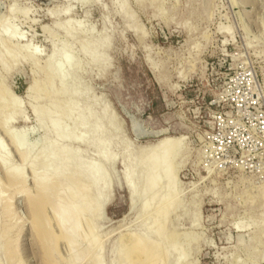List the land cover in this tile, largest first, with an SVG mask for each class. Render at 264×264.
<instances>
[{
    "label": "rangeland",
    "instance_id": "rangeland-1",
    "mask_svg": "<svg viewBox=\"0 0 264 264\" xmlns=\"http://www.w3.org/2000/svg\"><path fill=\"white\" fill-rule=\"evenodd\" d=\"M55 49L70 69L52 68ZM0 57V93L20 103L7 130L16 141L25 133L18 149L0 126L9 168L25 181L0 165V264H264V0H0ZM61 71L64 84L50 81ZM69 97L100 124L60 119L50 135L49 113ZM34 107L46 111L43 125ZM96 131L102 141L87 146ZM54 140L77 156L35 213L37 183L63 173ZM175 143L172 168H158L156 155ZM140 234L146 252L130 253Z\"/></svg>",
    "mask_w": 264,
    "mask_h": 264
},
{
    "label": "bare ground",
    "instance_id": "bare-ground-1",
    "mask_svg": "<svg viewBox=\"0 0 264 264\" xmlns=\"http://www.w3.org/2000/svg\"><path fill=\"white\" fill-rule=\"evenodd\" d=\"M70 10V9H69ZM10 11H13V8H10ZM71 11V10H70ZM55 13H56V11H55ZM54 13V15H56ZM69 13V12H68ZM67 15V14H66ZM51 17V16H50ZM53 17V16H52ZM51 17V18H52ZM56 17V16H55ZM11 24V23H10ZM74 24V23H73ZM72 26V25H71ZM61 27V26H60ZM6 28V27H5ZM11 28V27H10ZM72 28V27H71ZM7 29V28H6ZM12 29V28H11ZM10 29V30H11ZM14 29V28H13ZM75 29V27L73 28V29H67L68 31H67V36H71V37H73L74 36V34H73V30ZM9 30V31H10ZM46 30V29H45ZM44 30V31H45ZM4 33V37H5V39L7 40V41H12L13 39H14V34H15V32L14 33H8V30L5 32H3ZM2 33V34H3ZM79 35V34H78ZM93 35V34H92ZM75 37H77V33H76V36ZM79 38V37H78ZM81 38V37H80ZM74 39V38H73ZM105 39V38H104ZM107 39V38H106ZM101 40V39H100ZM84 41V40H83ZM85 41H86V39H85ZM84 41V42H85ZM3 42V41H2ZM81 42V41H80ZM91 42V41H90ZM106 44H108V43H106ZM105 44V45H106ZM55 45V44H54ZM104 45V41L103 42H101V43H91V44H89L87 47H85L84 48V54L85 55H89V56H91L92 54H94V51H97L96 49H99V47H101V46H103ZM29 46V45H28ZM28 46H26V47H24V49L26 50V51H28L29 50V47ZM56 47V46H55ZM104 48V47H103ZM101 49V48H100ZM70 50L71 49H67V52H70ZM5 51V50H4ZM13 51V50H12ZM100 51V50H99ZM66 52V53H67ZM101 53H103V52H101ZM63 54H61V55H59L58 54V51L55 49L54 51H53V54H52V56H51V61L53 60V63L51 64V66H52V68L53 69H55V70H59L60 69V67H66V68H68V69H70V67L72 66V64H71V61H70V59H69V57H68V55H64V56H62ZM84 55V56H85ZM9 56V55H8ZM11 56H12V54H11ZM29 56H34V54L33 53H29ZM13 57V56H12ZM93 57V56H92ZM108 57V56H107ZM107 57H104V58H107ZM1 58V57H0ZM35 58V57H34ZM32 59H33V57H32ZM49 59H50V57H49ZM48 59V60H49ZM92 59V58H91ZM94 59V58H93ZM92 59V60H93ZM96 60V59H95ZM101 60H104V59H101ZM106 60V59H105ZM50 61V60H49ZM48 61V62H49ZM50 61V62H51ZM85 61V60H84ZM50 62H49V65H50ZM95 62V61H94ZM102 62V61H101ZM47 65L46 66H48V63H46ZM86 64V63H85ZM84 64V65H85ZM95 63H93V65H94ZM98 64V63H97ZM38 65V64H37ZM96 65V64H95ZM50 66V67H51ZM154 68H156V67H154ZM50 69V68H49ZM53 69H52V72H53ZM72 69V68H71ZM81 69V68H80ZM107 69V68H106ZM64 70V69H63ZM83 70H84V68H83ZM12 71V70H11ZM72 71V70H71ZM51 72V71H50ZM50 72L48 73V76H49V74H50ZM57 72V71H56ZM69 72V71H68ZM74 72L76 73V70H74ZM73 72V73H74ZM46 73V74H47ZM80 73V72H79ZM52 74V73H51ZM69 74V73H68ZM76 74H78V73H76ZM102 75H103V70H102ZM37 76V75H36ZM47 76V75H46ZM70 77V76H69ZM69 77H67V79L69 78ZM56 78H58V81L61 83V84H64V79H65V75H64V73H63V71H61V72H58L56 75H51V77H50V81H52L53 79H56ZM70 79H71V77H70ZM69 79V80H70ZM71 81V80H70ZM40 81H36L32 86H31V88H30V90L32 91V93H33V95L34 94H36V93H38L41 89V82L39 83ZM53 82V81H52ZM51 82V83H52ZM70 83V82H69ZM43 84V83H42ZM55 84V83H54ZM54 84H52V85H54ZM61 84H59V85H61ZM50 85V84H49ZM51 86V85H50ZM0 87H3L2 85L0 86ZM49 87V86H48ZM46 88V87H45ZM64 88H67V87H64ZM3 89H6V88H3ZM44 89V88H43ZM0 90H1V88H0ZM62 90V89H61ZM68 90V89H67ZM59 92V91H58ZM64 92H66V91H63V93ZM49 93V94H48ZM47 94H48V99H49V101L48 102H50V105H49V107H52L53 106V104L54 103H52L53 102V100L54 99H56V95L57 94H55L54 92H51L50 93V91L48 92ZM62 94V93H61ZM4 96V98L5 97H8L9 99L6 101V102H3L4 104L3 105H1L0 106V126L2 127V129H4V131L7 133V135H9V137H10V139L16 144V146H17V148L19 149V148H22L25 144V133H21V135H20V137L18 138V141H16L15 140V134L14 135H12L8 130H7V127H8V125H9V121H10V119H11V121L13 120L9 115H11V109L13 108V106H15V108H17V109H19V107H20V103H19V101L17 100V99H15V98H12V97H10V95H9V93H8V91H7V89L6 90H4L3 91V93H0V101H1V99H2V97ZM60 96V95H59ZM62 96H64V95H62ZM47 97V96H46ZM43 98V97H42ZM76 100H78L76 97H69V99H67V101L65 102V103H63V107H62V109H61V111H59V113H60V115L59 114H53V113H49V115H50V117L49 118H51V120H50V129H49V131H48V133L50 134V135H54V136H57L58 137V135H59V130H58V122L60 121V119H64L65 121H69V120H73V119H76V117H79V119H80V123H79V125L78 126H88V125H92L93 124V126L95 125V126H98L99 124H100V122H99V119L98 118H95V119H90V117H88V116H84L85 115V113H86V109H78L77 108V104H76ZM55 102V101H54ZM78 102V101H77ZM52 105V106H51ZM55 105V104H54ZM32 106V105H31ZM48 106V105H47ZM33 107V106H32ZM54 107V106H53ZM60 107V108H61ZM89 109H91V108H89ZM34 111H35V113L37 114V121H38V123L40 124V125H43L44 123H45V120H46V118H45V116L47 115V113H46V111L45 110H38V109H36L35 107H34V109H33ZM76 110H78V114H75V111ZM94 110V109H93ZM14 111V110H13ZM51 112V111H50ZM98 113H100V112H98ZM17 114V113H16ZM51 114H53V115H51ZM103 114V113H102ZM92 117V116H91ZM96 117V116H95ZM79 122V121H78ZM30 127V126H29ZM89 127V126H88ZM33 128V127H32ZM79 128V127H78ZM78 128H77V130H78ZM30 129H31V127H30ZM75 129H76V126H75ZM23 130V129H22ZM33 130H35V128L33 129ZM67 130V129H66ZM28 131V130H27ZM26 131V132H27ZM29 132V131H28ZM35 132V131H34ZM75 132L76 131H74V134H75ZM80 133V132H79ZM64 134H66V131H64ZM68 135V134H67ZM80 135V134H79ZM85 137V136H84ZM108 138H110V137H108ZM169 138V137H168ZM167 138V139H168ZM164 139H165V137H164ZM163 139V140H164ZM57 140V139H56ZM107 140V139H106ZM162 140V141H163ZM176 140H178V139H174V140H172L173 142H176ZM179 140H181L180 138H179ZM178 140V141H179ZM77 141H85L84 140V138L80 135L78 138H76V142ZM102 141V135H101V133L99 132V131H96V133L94 134V135H92V137L90 138V139H87V141H86V145L87 146H90V145H95V144H97V143H99V142H101ZM166 141L168 142L169 141V139L168 140H165L164 141V143H166ZM182 141V140H181ZM169 142H171V141H169ZM180 142V141H179ZM159 143V142H158ZM160 143H161V141H160ZM163 143V144H164ZM182 143V142H181ZM103 144V143H102ZM108 144V143H107ZM110 144V143H109ZM167 144V143H166ZM171 145H173L172 143H170ZM106 145V144H105ZM156 145H158L157 143H156ZM161 145H162V143H161ZM168 145V144H167ZM166 145V146H167ZM174 146V145H173ZM181 146V145H180ZM67 146H65L64 145V147H60L59 145H58V143H57V141H53L52 142V144H51V149H52V151H54L53 153L54 154H60V155H62L64 158H65V163H64V169H63V173H62V176H59V177H57V176H51V177H49L48 179L46 178V180H45V176H43L44 177V179L42 178V180L41 181H39L38 183H37V187H38V192H39V197L41 198V199H43L42 200V203H40L37 207H33V209H34V211H35V213H37V212H41L40 210H41V207H42V205L43 204H45L46 202L44 201L45 200V195H46V192L48 191V189L52 186V184H54L55 182H58V181H60V180H63V179H65V178H67L68 176H69V172L71 171V166H72V163L69 161V160H71L70 158L71 157H75V156H77V151H73L72 149H69V148H66ZM70 147V146H69ZM151 147V146H150ZM161 147V146H160ZM165 146H163L162 148H164ZM178 147H179V144H177V143H175V147H174V149L173 150H171L172 151V153H170V154H168V156H167V153L166 152H161V150H160V152H161V154H158V155H156V153H154V150H156L157 149V146L155 147V149L152 147V149H150V151L148 152L149 153V156L150 157H152V156H154L155 157V155H156V158H157V164H158V168H160V169H162V168H164V167H169L170 165H171V167H169L170 169L172 168V166H173V162H174V159L176 158V153H178L179 152V150H178ZM183 148V147H182ZM158 149H160L159 148V146H158ZM165 149V148H164ZM187 149V148H186ZM149 150V149H148ZM168 150V149H167ZM184 150V149H183ZM20 150H18V152H19ZM26 151V150H25ZM80 151H82L81 149H80ZM84 151V150H83ZM105 151V150H104ZM104 151L103 150H101V151H99V156L100 157H103V155H104ZM178 151V152H177ZM182 151V150H181ZM186 151V150H185ZM157 152V151H156ZM168 153H169V151H167ZM85 153V152H84ZM158 153V152H157ZM183 153V152H182ZM28 152L26 153V152H24V151H20V155L22 156V158H24V160H27L28 159ZM185 154H183V156H184ZM38 156V155H37ZM79 156V155H78ZM36 157V156H35ZM82 157H83V155H82ZM181 158V157H180ZM183 158V157H182ZM94 160V159H93ZM181 160V159H180ZM35 161V160H34ZM26 162V161H25ZM51 163H52V161H50ZM90 162V161H89ZM89 162L88 163H86L87 165H89ZM108 162L110 163V164H112L113 165V163H114V159H109L108 160ZM181 162H184V161H181ZM84 164V163H83ZM92 164H93V162H92ZM95 164V163H94ZM181 164H183V163H181ZM0 165H1V167L2 168H6V171H7V175L9 176V177H11V178H14L15 179V181L18 183V184H23L22 186H24V180H23V178H22V170L21 169H19V168H17V170L16 169H10L9 168V160H8V157H7V155L4 153V151H3V148H2V146H1V144H0ZM82 165V164H81ZM169 165V166H168ZM177 165V164H176ZM34 166V164H32L31 165V167H33ZM94 165H90L89 167H87V168H85L87 171L90 169V170H92V167H93ZM89 170V171H90ZM91 172V171H90ZM81 174V172L80 173H77V174H74V175H72V177H78L79 175ZM71 176V175H70ZM35 179V178H34ZM38 179V178H37ZM78 179V178H77ZM75 180H76V178H75ZM74 179H72V181H75ZM71 181V180H70ZM88 183H89V185L90 186H92V182H91V180H89L88 181ZM89 186V187H90ZM87 187V186H86ZM22 192L24 193H26V190L25 189H22ZM87 193H88V191H87ZM85 195V194H84ZM88 195V194H87ZM87 198V197H86ZM32 200V199H31ZM37 200V199H36ZM47 201V200H46ZM85 200H83V203H85L84 202ZM95 204L96 205H94V207H96L97 206V204L98 203H100L101 201H100V199H99V196L96 194V198H95ZM38 202V201H37ZM45 202V203H44ZM33 203V202H32ZM47 203H51V202H47ZM46 203V204H47ZM72 205V204H71ZM70 205V206H71ZM100 205V204H99ZM98 205V206H99ZM102 205V204H101ZM100 205V206H101ZM48 206H49V204H48ZM63 206V205H62ZM72 207H73V205H72ZM75 207V206H74ZM43 208V207H42ZM64 209H68L69 207H67V206H64L63 207ZM63 208H62V211H63ZM84 208V207H83ZM72 210H75V209H72ZM5 212H7V211H5ZM75 212V211H74ZM9 213V212H8ZM38 215V214H37ZM37 215H35V221L37 222V224H36V226H34V227H38L39 229H45L46 228V221H45V219H42L43 217V215L42 216H37ZM44 216H46V215H44ZM61 217H62V215H61ZM44 220V221H43ZM51 220V219H50ZM74 221V220H73ZM35 222V223H36ZM34 223V224H35ZM38 225V226H37ZM66 225V224H65ZM51 226V225H50ZM62 228V230L60 231V233H62V234H65V231L68 229L66 226L64 227V226H61ZM64 227V228H63ZM48 231V230H47ZM40 233H41V231H40ZM144 234H146V233H144ZM6 235V234H5ZM47 236H50L49 235V233H48V235ZM138 236V235H137ZM136 236V237H137ZM44 237V236H43ZM54 238V237H53ZM52 238V239H53ZM51 239V238H50ZM56 239V238H55ZM60 239V238H59ZM58 238H57V240H59ZM54 240V239H53ZM146 240V238H145V236H141V234H140V237L138 236L137 237V240L134 242V241H132V244L133 245H131L132 247V250H131V252L130 253H133V252H135V253H137V254H144L146 251H145V248H146V244H145V241ZM197 240V239H196ZM47 241V240H46ZM45 241V242H46ZM48 241H50V240H48ZM134 242V243H133ZM43 243V242H42ZM55 243V241H53V244ZM76 243V240H72L71 241V245H74ZM131 243V242H130ZM56 244V243H55ZM182 247V246H181ZM142 249H144V253H141L142 252ZM141 250V251H140ZM49 251V250H48ZM149 252V251H148ZM158 253V252H157ZM153 254H155V253H153ZM159 254V253H158ZM158 254H156V255H158ZM150 255V254H149ZM154 256V255H153ZM152 256V257H153ZM156 257V256H155ZM154 257V258H155ZM52 258V257H51ZM148 258V257H147ZM157 258V257H156ZM160 258V257H159ZM126 259V258H125ZM152 259V258H151ZM152 260H154V259H152ZM52 264V263H51ZM53 264H55V263H53ZM145 264V263H144Z\"/></svg>",
    "mask_w": 264,
    "mask_h": 264
}]
</instances>
